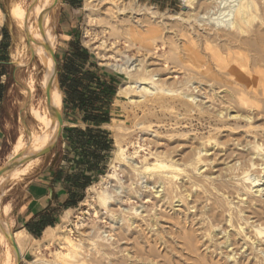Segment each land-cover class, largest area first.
Wrapping results in <instances>:
<instances>
[{"label": "bare ground", "instance_id": "6f19581e", "mask_svg": "<svg viewBox=\"0 0 264 264\" xmlns=\"http://www.w3.org/2000/svg\"><path fill=\"white\" fill-rule=\"evenodd\" d=\"M57 1L40 0L29 11L16 2L10 4V17L22 38L29 41L31 52L39 57L43 68L38 83L45 106L40 110L32 105L36 91L32 80L24 92L30 104L29 113L39 127L30 131L28 140L23 133L17 138L6 166L10 170L0 182H20L32 175L43 164L38 154L52 145L60 125L58 87L53 79L56 62L52 52L56 41L46 29L50 22L48 10ZM84 1L86 21L93 25L98 15H94L95 0ZM180 1L188 15L186 18L180 15L186 24L181 22L177 26L175 39L157 37L160 30L156 20L162 17L160 12L142 7L136 0L127 9L146 11L149 18L123 19L126 25L122 27L120 23L122 29L117 21L115 24L106 21L113 35L124 31L131 37L132 46L162 58L169 70V78H160L159 70H150L145 51L139 63L129 57L121 62L108 61V67L128 77L121 84L118 97L150 112L160 109L170 113L174 120L170 119L168 124L160 122V127L171 129L169 141L157 130L156 138L145 139L144 145L140 139L131 141L132 153L121 145L115 151L110 171L88 189L90 196L84 201L100 220L93 200L94 194H98L100 206L106 210L103 219L111 222V229L101 232L93 224L88 247L66 237V244H62L65 249L55 253V264H80L84 252L85 256L94 255L92 264H104V261L107 264H264V0ZM3 22L1 11L0 24ZM203 23L211 27L208 32L198 30ZM159 48L164 51L158 56ZM179 74L185 80L179 82ZM195 89L209 100L210 106L197 101ZM196 120L201 128L194 125ZM231 120L236 125H229ZM142 123L137 124L143 125L141 132L152 131V125ZM108 128L114 132L121 130L113 124ZM199 129H209L208 135L197 133ZM123 131L129 136L135 132L128 128ZM223 166L227 167L228 175H223ZM217 168L218 176H215ZM226 178L230 181H225ZM142 199L151 203L150 211H141L143 204L133 206L132 203ZM123 203L130 206L124 208ZM73 211L63 215V223L45 230L42 240L32 238L25 230L10 236L11 224L7 223L8 228H3L0 234L1 243L7 247L0 264H18L32 249L27 246L29 238L38 244L43 242L46 247L53 244L57 233L68 226ZM3 212L9 216L11 207L6 206ZM122 222L125 225L120 227ZM77 225L84 227V219L79 218ZM139 228L141 232L137 231ZM123 241L134 245L135 254L122 249ZM246 253H249L247 257ZM31 264L46 263L35 259Z\"/></svg>", "mask_w": 264, "mask_h": 264}, {"label": "rangeland", "instance_id": "374dc122", "mask_svg": "<svg viewBox=\"0 0 264 264\" xmlns=\"http://www.w3.org/2000/svg\"><path fill=\"white\" fill-rule=\"evenodd\" d=\"M135 0H105L102 1V3L98 0H95V3H93V7L95 9L94 15L98 14L97 22H95L93 25H89L86 21L87 12L85 9V1L83 0L82 3V10L80 14V24H79V39L81 43L88 48V50L93 54L100 66L107 68L108 70L117 72L121 74L120 72L116 70H112L110 67L107 66V62L111 61L115 63L116 61L121 62L124 58L129 57L132 62L139 63L140 59H143L144 55H146L145 50L139 51L136 46L131 45V37L129 38L128 35L122 31L121 33L117 34L116 36L112 34V28L110 25L106 24V21H112V23H117V26L124 27L126 24L123 22V19L133 18L134 21H138V19L145 20L146 18H149L146 11L136 12L129 10V5L134 3ZM139 2V4L143 6H147L148 8H156L160 14L161 18H157L156 23H158L159 33L157 34L159 38L162 39H175L176 37V30L178 29L177 26H181V22L185 23L183 20L179 18L180 15H182L183 18H186L185 16L188 15L183 10L184 5L182 1L180 0H136ZM12 2L18 3L22 9L29 11V9H32L34 6L39 4L40 0H0V12L2 11L4 13V23L6 24L7 31L10 35V66L9 71L11 72V85H12V93L11 96L6 98L3 115H2V133L3 138L0 139V170H7L6 166L9 163V156L13 152L14 144L17 141V138L23 133L25 134L24 137L26 140H28V136L30 131H32L33 128H38L37 122L33 119V117L30 115V104L27 97V94H25L24 90L26 87L30 84L32 80L35 82V88L36 91L34 93V98L32 101V105L36 108H39L42 110L45 106V98L42 93V90L40 88V85L38 81L42 78V71L43 68L40 65L39 57L36 54H33L30 50V44L29 41L26 38H22V34L20 30L17 28L15 21L10 17L9 10H10V4ZM59 0L48 10L49 13V20L50 22L47 24L46 29L51 31V34L55 37V47L52 52V58L53 54L55 52H58V49L61 45L58 44L57 36H56V28L59 29L58 22L61 16L63 15V11L65 10V7H62L61 5L57 6V3ZM99 4V5H98ZM5 7L6 13L3 11L2 7ZM126 9V11H122L123 9ZM109 12V13H108ZM105 13V14H104ZM111 13V14H110ZM172 17V18H170ZM111 18V19H110ZM100 19H103L105 21L101 22ZM122 27H121V24ZM119 24V25H118ZM124 24V25H123ZM89 25V26H88ZM205 27H204V26ZM178 26V27H180ZM50 27V28H49ZM177 28V29H176ZM201 28V29H200ZM175 33H174V31ZM211 27L207 26V23L201 24L199 27V31L204 33L209 31ZM89 31V34H86V31ZM124 30V29H123ZM173 31V33H172ZM214 31V29H213ZM124 32V33H123ZM125 36H122L123 34ZM176 34V35H175ZM174 36V38H173ZM129 39V40H127ZM162 39H159L158 41H162ZM159 44L161 45V43ZM146 53H145V52ZM163 51L161 48L158 50V56L159 54L162 55ZM20 52L21 54H19ZM140 52V54H139ZM18 53V54H17ZM143 53V54H142ZM19 55V56H18ZM151 55V56H150ZM107 56V57H106ZM155 56V57H154ZM106 57V58H105ZM146 61L148 64H151L150 70H159V74L162 76L160 78H169L167 75L168 68L165 67L164 62L162 58L159 59L156 55H152L147 53L145 56ZM158 59V60H157ZM171 67V66H170ZM157 68V69H155ZM124 78V82L128 80V77L121 74ZM32 77V78H31ZM36 77V78H35ZM178 81L185 80L184 76L179 74L177 75ZM36 79V80H35ZM53 79L55 84L58 87V100L57 103L59 105V113L62 112L64 114V106L63 105V94L60 93V88L58 84V77L55 73L54 64H53ZM158 79V78H157ZM170 80V79H169ZM28 84V85H27ZM197 86L191 85V89H194ZM60 90V91H59ZM119 91V90H118ZM194 93L198 96L197 101L199 103H203L206 107L210 106V103L208 102V99H205V96H201V92H198V89H195ZM62 94V98H61ZM27 100V101H26ZM61 101V106H60ZM117 113L115 115V119L111 124L118 125L121 130L118 132H114L110 129V132L112 134L113 140H114V148L111 153V157L108 160L107 164V170L104 174L108 173L111 167V163L113 161L115 151L119 150L120 145L124 148L130 149L129 152H133V147H131L130 142H136V140H139L142 145H144L146 142L145 139H154L156 138V134L154 132H161L162 136L166 137L169 141V135L168 130L171 129L169 126L160 127V122H164V124H168L170 119L174 120V117L170 113H163L160 109H156L154 111H151L145 107H139L136 105H132L128 102L126 99H122L118 97L117 94ZM179 103H177L178 105ZM160 111V112H159ZM154 113V114H153ZM59 119V114H58ZM159 121V122H158ZM144 123V125H149L152 127V131L148 132L147 134L140 131V127L143 125L137 126L139 123ZM116 123V124H114ZM142 123V124H143ZM159 123V125H158ZM194 125L197 126V128H201L199 121H194ZM229 125H236L235 120H231ZM242 125H245V123H242ZM201 126V127H200ZM160 127V128H159ZM205 127H208L206 125ZM59 128V131L57 133V139L56 141H53L52 144L55 145L54 150L60 143V137L59 132L61 126H57L56 132ZM130 129L134 130V134L132 136L126 135L123 131L124 129ZM191 129V128H190ZM197 133L208 135L209 129L207 130H201L199 129V132ZM168 133V134H167ZM56 135V133H55ZM202 135V134H201ZM50 144V147L53 146ZM154 147V145L152 144ZM242 149V148H239ZM53 150V151H54ZM156 150V149H155ZM144 155V153H141ZM46 157H43L42 161L43 163L46 162ZM138 161V160H137ZM224 169L223 175L226 174V168L225 166L221 167ZM205 170V169H204ZM219 168L214 169L215 176H218ZM103 174V175H104ZM5 174H2L0 176V179ZM102 175V176H103ZM14 179H17V175L13 174ZM102 176L99 178V181L102 180ZM26 178V177H25ZM24 178V179H25ZM23 181V180H22ZM11 182L9 180H6L5 182H0V195H1V202H0V229L3 230V228H8L6 225L12 224V218L11 216H5L3 209L4 206H15L19 200L23 197V186L21 182ZM225 181H230L229 178H226ZM237 184L236 181H231V183ZM236 182V183H235ZM90 196V193H86V198ZM84 200V201H85ZM94 204L96 206V210L101 217L100 220H98L93 212L91 210V207L89 206V203H82V205L74 210L70 214V222L68 226L57 233L55 241L53 244L49 245L48 247L45 246L43 242H40L39 244L36 243L32 238H29V241L27 243V246H31L32 249H29L25 255L24 258L21 259V261L18 264H31L32 261L35 259H43V261L46 264H55L56 263V251L64 250L65 248L62 247V244H66L65 238L71 237L72 239H77L85 244V247L89 246V240H88V234L92 232V225L96 224L98 228L101 229V232L110 230L111 229V222L103 219L106 214V210L103 206H100V202L98 201V194H94ZM88 201H91L89 198ZM238 202L237 200L235 201ZM133 206H142L141 211H150L151 210V203H147L146 200L142 199L138 202L132 203ZM130 204L123 203L124 208H128ZM90 210L89 212H87ZM144 212V213H145ZM79 218H83L85 221L84 227H80L77 225ZM63 223V220L60 221L61 224ZM125 223L122 222L120 224V227L124 226ZM5 226V227H4ZM119 229H117L116 233L119 232ZM0 230V234L4 232ZM10 230V236L19 230V226H13L11 225ZM137 231H140V228L137 229ZM140 234V233H139ZM44 235V233H43ZM43 237V236H42ZM42 237L40 238L42 240ZM35 239V238H34ZM118 239V238H116ZM116 242V240H113ZM123 250H130L131 254H135L133 247L134 245L132 243H128L127 241H123L120 243ZM39 245V246H38ZM39 248H38V247ZM117 246V245H116ZM34 247V248H33ZM136 248V247H135ZM34 249V250H33ZM38 249V250H37ZM140 249V247H139ZM40 250V251H39ZM39 251V252H38ZM7 247L3 245L0 241V263L4 256L6 255ZM38 252V253H37ZM83 253V255L80 257L81 263L80 264H92L94 263V255L91 257L90 255H86ZM28 254V255H27ZM124 255L127 253H123ZM121 253V256H123ZM249 255V253H246V257ZM85 256V257H84ZM238 257V256H237ZM84 259V260H83ZM253 259V256L250 257V261ZM86 260V261H85ZM88 260V261H87ZM84 261V262H83ZM232 261V260H230ZM256 261V258H255ZM104 264H107V261H104Z\"/></svg>", "mask_w": 264, "mask_h": 264}, {"label": "trees", "instance_id": "16d2710c", "mask_svg": "<svg viewBox=\"0 0 264 264\" xmlns=\"http://www.w3.org/2000/svg\"><path fill=\"white\" fill-rule=\"evenodd\" d=\"M81 3V2H79ZM3 11L6 9L3 6ZM10 35L3 29V40L0 43V115L2 117L6 95L11 86L10 66ZM59 59V57L57 56ZM6 77L3 83V77ZM123 77H118L98 65L96 57L89 50L74 43L67 60L59 63L58 84L64 94L65 120L70 117L78 118L87 127L85 129L67 128L64 131V139L67 142L64 154L62 142L55 149L54 163H60L67 159L77 169H87L96 176L92 180L90 176L75 173L69 178L73 185L80 186L82 193L78 194L79 201L85 198V189L98 181L99 176L107 170L108 160L114 148V140L109 131L102 128L104 124L111 122L110 111L113 109V101L118 86ZM105 175V174H104ZM83 177V181L80 178ZM68 178V179H69ZM76 196V194H74ZM71 207V206H69ZM40 224V225H39ZM54 224L48 221H31L27 230L36 238H40L42 232L48 226ZM57 225V224H56ZM54 227V226H53Z\"/></svg>", "mask_w": 264, "mask_h": 264}, {"label": "crops", "instance_id": "0c3cea01", "mask_svg": "<svg viewBox=\"0 0 264 264\" xmlns=\"http://www.w3.org/2000/svg\"><path fill=\"white\" fill-rule=\"evenodd\" d=\"M82 3L83 0H59V2L57 3V6L61 5L62 7H65V10L63 11V15L61 16L58 22L59 29L56 28L57 41L58 44L61 45L58 49V52H55L56 58L57 56L59 57V59L57 58L58 73H59V63L60 62L63 63L65 60H67L68 56L71 53L72 45L74 43H80L81 46L86 48V46H84L81 43V41L78 40L79 39L78 29L80 24ZM4 28L7 31L6 24L3 22V24H0V43L3 40ZM98 65L100 66L99 63ZM105 70L112 74H115L118 77H123L121 74L108 70L107 68H105ZM58 73H57V77H58ZM5 80L6 77L4 76L2 82L5 83ZM123 81L120 82L116 96L112 103L114 108L111 109L110 111V115L112 117L111 122L108 124H104L102 126L103 129L109 132H110V128H108V125L113 122V120L115 119V115L118 111L117 94ZM61 92L62 91H60V93ZM11 93H12V85L9 87L7 91L6 98L10 97ZM62 94H61V98H62ZM64 97L65 96L63 94V102H64ZM60 106H61V101H60ZM63 106L64 104L62 105V107ZM63 116H64L65 125L62 134L60 136L61 139L60 141H63L62 148L64 154H68V152L66 151L67 142L64 139L65 129L76 128V127L85 129L87 126L83 124L81 120L78 118L75 119L74 117H70V119L66 121L64 114ZM1 121H2V117L0 115V139L3 138ZM58 131L59 128L56 132L54 141H56L57 139ZM46 156H47L46 162L43 163L39 168H37L32 175L26 177L21 182L23 186V197L21 200H19V202L16 203L15 206L11 205V212L9 214V216H11L13 221V223L11 224L12 227L19 226L18 231L25 230L33 238L38 240L43 236L45 230H47L50 227L56 226V224L60 223L63 215L68 210L78 209L85 200L84 198L82 201H79L78 194L80 195V193H82L83 190L82 188H80V186L76 187L75 185H73L72 179L69 178V175L71 176L72 174L75 173H79V174L82 173L81 175L90 176L92 180L96 176L94 173H90L87 169H84V167L83 169L80 170L77 169L76 167H73L72 166L73 163L68 161L67 159H64L60 163L55 164L54 163L56 157L55 150ZM101 176L102 175H100L99 178ZM80 179L81 181H83V177ZM95 183L96 181H93V183L85 189V197H86V193L88 192V189ZM74 194H76V196ZM5 207L6 206H4V208ZM43 219L54 225L53 226L49 225L48 227H46L45 230L42 232L41 237L36 238L33 234H31L27 230V225L31 221L41 222L43 221Z\"/></svg>", "mask_w": 264, "mask_h": 264}, {"label": "water", "instance_id": "95a60500", "mask_svg": "<svg viewBox=\"0 0 264 264\" xmlns=\"http://www.w3.org/2000/svg\"><path fill=\"white\" fill-rule=\"evenodd\" d=\"M53 57H54L55 62H56V70H55V72H56V75H57V73H58V62H57V58H56L55 53L53 54ZM50 90H51V87H49V88L47 89V98H49ZM59 121H60V125H61L60 132H59V137H60L61 134H62V131H63L64 125H65L64 116H63V113H62V112L59 113ZM54 148H55V145H53V146H51V147H49V148H46L45 150H43L42 152H40L38 155L41 156V157H44V156L48 155L49 153H51V152L53 151ZM9 170H10V169H7V170H0V176H1L2 174H4L5 172L9 171ZM12 240H13V239L11 238V241H12ZM13 242H14V241H12V243H13Z\"/></svg>", "mask_w": 264, "mask_h": 264}]
</instances>
